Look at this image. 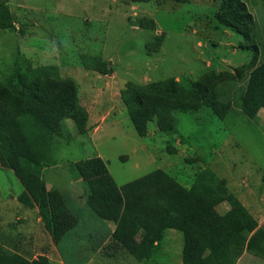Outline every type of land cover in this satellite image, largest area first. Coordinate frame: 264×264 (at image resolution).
Wrapping results in <instances>:
<instances>
[{
    "label": "rangeland",
    "instance_id": "obj_1",
    "mask_svg": "<svg viewBox=\"0 0 264 264\" xmlns=\"http://www.w3.org/2000/svg\"><path fill=\"white\" fill-rule=\"evenodd\" d=\"M242 1L253 19V52L240 49L241 36L216 21L218 0H0L13 23L0 29V105L2 88L19 75L65 87L84 117L81 127L60 121L41 170L44 191L55 192L75 220L57 247L33 200L19 199L25 189L0 162V256L27 264H180L182 234L172 229L150 262L107 248L112 224L90 209V190L74 168L93 159L96 148L119 194L154 170L185 191L203 170L222 179L235 198L216 205L215 215L240 205L256 222L234 264H264V109L255 120L240 111L249 72L264 61V0ZM135 97L142 102L131 110L127 101ZM92 123L99 129L94 137ZM98 221L110 227L97 235Z\"/></svg>",
    "mask_w": 264,
    "mask_h": 264
},
{
    "label": "trees",
    "instance_id": "obj_2",
    "mask_svg": "<svg viewBox=\"0 0 264 264\" xmlns=\"http://www.w3.org/2000/svg\"><path fill=\"white\" fill-rule=\"evenodd\" d=\"M215 19L241 36L246 45L239 43L240 49L255 51L248 32L253 19L242 0H218ZM12 28L11 16L1 10L0 29ZM57 86L27 82L18 75L15 82H8L1 90L4 105H10L12 113L0 105V162L25 189L19 199L27 205L32 203L29 196L33 200L43 228L54 242L73 227L75 220L55 192L44 191L41 170L49 158L51 141L62 131L60 121L71 118L77 127L84 124V117L79 118L76 107H72L69 91ZM192 87L197 93H208L205 86ZM137 97L127 101L131 110L142 102ZM205 106L212 109L210 101ZM260 108L264 109V61L249 72L240 102V111L250 120H255ZM131 110L129 117L135 121L136 112ZM75 166L90 190V209L113 225L107 248L112 252L121 249L136 262L150 259L164 231L172 229L182 234L180 264H234L256 228L254 219L240 205L230 207L222 216L215 215L216 205L233 203L235 197L226 190L224 181L210 172L196 174L185 191L169 176L154 170L120 187V195L98 157ZM0 257V264H27L17 255Z\"/></svg>",
    "mask_w": 264,
    "mask_h": 264
},
{
    "label": "crops",
    "instance_id": "obj_3",
    "mask_svg": "<svg viewBox=\"0 0 264 264\" xmlns=\"http://www.w3.org/2000/svg\"><path fill=\"white\" fill-rule=\"evenodd\" d=\"M94 122V121H93ZM93 124L94 123H92L91 125H92V127H93V130L92 131H95L91 136L92 137H94V134L99 130V129H97V130H95L96 128V126L94 127L93 126ZM94 145H97V144H94ZM93 154L95 155V157H98V158H100L102 161H103V163H105V167H106V169H107V171L109 172V169H108V167H107V162H104V160H103V158H102V154L100 153V151L98 150V149H94V151H93ZM109 174H110V172H109ZM110 176H111V178H112V180H113V182L115 183V180L113 179V177H112V175L110 174ZM116 184V183H115ZM46 185V187H47V185L48 186H52V183H50V184H48V183H46L45 184ZM65 199V198H64ZM72 200H74V203L76 204V206H78V204H77V202H75L76 200H75V197H73L72 198ZM65 203L67 204V200L65 199ZM76 211H79V212H82L83 213V215H85L86 214V210H85V208H83L82 206H78V208L76 207ZM69 210H70V208H69ZM78 212V213H79ZM72 213V212H71ZM73 214V213H72ZM76 215H78V214H76ZM99 222V221H98ZM100 224H97V223H95L94 225H93V229H94V234H99V231H101L99 228H109L110 227V224L109 223H107V222H103V221H101V222H99ZM90 225V224H89ZM89 225H86L87 227H88V229L89 230H91L90 228V226ZM111 230H109V232H111L112 233V231H113V226L111 225ZM70 231H68L67 233H65L64 235H68V233H69ZM63 235V236H64ZM63 238V237H62ZM62 238L59 240V242L57 243V245H56V247L58 246V244H60V242H61V240H62ZM53 249H54V247H53ZM56 250V249H55ZM57 251V250H56ZM57 254V253H56ZM57 259L58 260H60L59 259V257L57 256ZM150 260L151 259H148L147 260V262H150ZM144 261V260H143ZM57 262H59V261H57ZM136 262V261H135ZM153 264L155 263V262H153V261H151Z\"/></svg>",
    "mask_w": 264,
    "mask_h": 264
}]
</instances>
